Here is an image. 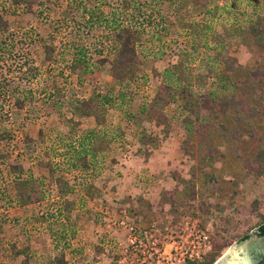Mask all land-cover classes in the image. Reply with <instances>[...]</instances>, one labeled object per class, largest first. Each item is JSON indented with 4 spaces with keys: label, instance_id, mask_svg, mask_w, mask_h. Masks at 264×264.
Masks as SVG:
<instances>
[{
    "label": "rangeland",
    "instance_id": "rangeland-1",
    "mask_svg": "<svg viewBox=\"0 0 264 264\" xmlns=\"http://www.w3.org/2000/svg\"><path fill=\"white\" fill-rule=\"evenodd\" d=\"M122 1L0 0V264H149L133 254L123 221L149 232L161 264L176 263L197 232L212 249L196 263L218 264L264 223V39L250 33L251 22L264 21V0L185 10L182 0H132L136 16L116 11ZM87 7L105 8L104 20ZM114 23L140 33L138 84H118L102 66L117 57L105 37ZM191 26L205 36L201 47L192 46ZM182 54L184 87L195 98L238 89L246 121L211 116L200 131L186 122L180 89L177 104L157 110L159 125L150 105ZM85 55L90 77L75 68ZM225 56L256 73L254 87L227 81ZM95 93L114 99L102 125L77 110Z\"/></svg>",
    "mask_w": 264,
    "mask_h": 264
},
{
    "label": "trees",
    "instance_id": "trees-1",
    "mask_svg": "<svg viewBox=\"0 0 264 264\" xmlns=\"http://www.w3.org/2000/svg\"><path fill=\"white\" fill-rule=\"evenodd\" d=\"M196 5H201V6H208L209 3H215L217 0H192ZM122 5L117 6V11L118 13L122 11L123 13L129 12L133 13V15H136V8H134L132 0H124L122 1ZM183 8V7H182ZM181 8V10H182ZM105 8H94L93 11H89L88 7L85 8L84 11L87 13H91L93 19L98 18L99 16L105 17V12L103 11ZM120 10V11H119ZM180 13V12H179ZM99 15V16H98ZM98 16V17H97ZM100 18V17H99ZM183 17L180 16V19ZM258 18V17H257ZM100 20H104L103 18H100ZM252 23V28L250 29V33H253L255 38L257 40H261L259 42L260 44L262 43V40L264 39V21L262 19H257ZM0 32H7V27H6V22L0 17ZM193 34V44L192 46L194 48H197V46L201 47L203 45L205 36L203 33L200 31L198 26L192 27ZM203 35V36H202ZM106 38H111L114 40L116 43L115 45L117 46V57L111 61L112 64V78L114 81H116L118 84H127V85H133V84H138L140 81V70L139 66L142 63V60L140 58L137 44L138 40L141 38L140 33L136 31L132 26H125L123 24L116 25L114 29H112L110 36H105ZM203 41V42H202ZM185 49V48H183ZM49 54V50H47ZM85 55L83 58H79L78 64L75 66L77 67H83L84 70L86 71V75L90 77V75L93 73V62L90 61V58L86 57ZM182 60L180 61L179 66L181 68L178 69V71L171 72V79L167 80L164 82L160 88L159 92L157 93V96L155 97L153 103L150 105V114L152 117H155L158 119L159 125H161L160 118L156 116L157 110L158 109H165L168 106H171L172 104H177L179 102L180 96V89H182V92L184 93V98L183 100L186 101L185 104V111L188 113V118L186 119L187 123H199L201 125V130L203 128H206L210 126V123H207L205 119H209L211 116H215L216 119L220 117L221 115H237L234 116L235 124H238V122L243 123L246 121V117H242L239 114V108H241L242 102H244V99L240 98L238 92V89L230 90L228 87H222L216 90H206L202 94H200L198 97H194L193 93L190 92L189 89L184 87L183 83V77H184V72H183V65L185 64L186 61V56L182 54ZM48 58H50V55H48ZM226 66H227V73L229 75L228 77V82L232 81L233 78H237V84L240 86H243L244 88L247 87H254L252 86L251 83L255 82L254 78L257 76L256 73L247 71L244 67L241 66V64L234 58H230L228 56L224 57ZM109 60L103 59L102 64L108 62ZM100 63V64H101ZM177 68V67H176ZM247 77L248 82H243L242 78ZM236 85V84H234ZM137 86V85H136ZM224 90H227L224 92ZM236 90V92H235ZM254 90V88H253ZM251 91V89H250ZM252 92V91H251ZM125 95V94H123ZM222 100H225V102H221ZM234 101L235 105L233 104L230 106V102ZM114 102V99L110 97L108 94L103 95V94H96L93 95L90 99L88 100H83L78 104L77 110L79 112L84 113L85 115H94L97 116V121L99 124L102 125V123L105 121V118L103 117L102 113H106L109 109V105L112 106ZM245 104V103H244ZM243 104V107H244ZM20 106L23 105V102H20ZM108 107V108H107ZM114 107V106H113ZM235 108L234 110L231 108ZM254 108H250L248 110V113H251L250 115L255 116L256 113L253 110ZM191 115L197 116V118L192 119ZM203 115V117H202ZM225 128L224 126H222ZM97 151L98 148L94 147V151ZM261 154H264V151L261 152ZM88 155H84L81 159L83 162V165L88 168L89 167V157ZM59 182H61V185L63 186L64 181L62 179H58ZM21 197L23 194H20ZM258 231L260 232L261 236L264 237V223L259 226ZM245 240L249 239V236H246L244 238ZM213 258L210 259L206 264H213ZM62 264H68L66 261L62 262ZM191 264H198L196 262H191Z\"/></svg>",
    "mask_w": 264,
    "mask_h": 264
},
{
    "label": "built area",
    "instance_id": "built-area-1",
    "mask_svg": "<svg viewBox=\"0 0 264 264\" xmlns=\"http://www.w3.org/2000/svg\"><path fill=\"white\" fill-rule=\"evenodd\" d=\"M115 225L117 224L115 223ZM123 226L128 232L127 238L129 241V245L131 246V250L134 251L133 254L138 257V252H140L143 258V263L147 262L151 264L152 262L150 261H154L157 262V264H161L166 260L164 254H162L161 252V249L156 248L158 247V244L154 243L155 247H152V250H154L153 253L148 249L150 243V236L148 231L139 233L137 227L127 225L126 221L121 222L118 228H121ZM190 239L192 241L190 242L189 248L179 258H175L176 263L174 264H186L188 261H199L211 251V240L207 234H199L197 232V234L191 236Z\"/></svg>",
    "mask_w": 264,
    "mask_h": 264
},
{
    "label": "water",
    "instance_id": "water-1",
    "mask_svg": "<svg viewBox=\"0 0 264 264\" xmlns=\"http://www.w3.org/2000/svg\"><path fill=\"white\" fill-rule=\"evenodd\" d=\"M249 239H256L258 236V229L248 235ZM249 239H241L218 264H249L246 257L250 249L253 248L252 242ZM260 244H264V237L258 238ZM250 242V243H249ZM264 258V256H262Z\"/></svg>",
    "mask_w": 264,
    "mask_h": 264
},
{
    "label": "crops",
    "instance_id": "crops-1",
    "mask_svg": "<svg viewBox=\"0 0 264 264\" xmlns=\"http://www.w3.org/2000/svg\"><path fill=\"white\" fill-rule=\"evenodd\" d=\"M174 2H175V0H174ZM182 2H183V5L180 6L179 9H181L182 7H184V10H185V9H187L190 5H191V6H194V7H196V8H199V9L202 8L201 5H196V3H194L192 0H182ZM167 10H169V9H168V8H167L166 10L164 9L165 12H167ZM196 10H197V9H196ZM111 11H112V10H111ZM116 11H117V9H116ZM129 12H130V11H129ZM129 12H126V13L128 14ZM165 12H164V13H165ZM131 13H132V11H131ZM168 13H170L171 15H174L173 13H175V12H173V11H172V12H167V14H168ZM189 13H190V14L193 13V11H191L190 8H189ZM167 14H166V15H167ZM175 14H176V13H175ZM115 15H116L115 12H113V13L110 12V18H111V17L114 18ZM134 16H136V15H134ZM174 16H177V15H174ZM178 17H180V16H179V13H178ZM113 18H112V19H113ZM98 20H99V21H102V20H100V18H98ZM115 27H116V24L114 23L113 26H111V27L109 28V32L111 33L112 29H114ZM188 30L191 32V31H192V26L189 27ZM110 33H109V35H110ZM192 34H193V33H192ZM110 39H111V42H113L114 44H116V43L114 42V40L112 39V37H111ZM107 63H109V64L111 65V70H112L111 60L108 61V62H106V63H103L102 66H104V65L107 64ZM110 86H112V85H110ZM89 229H90V228H89ZM81 233H84V234H81ZM85 233H88V234H89L90 231L87 230V231H85V232H84V231H83V232H79V234L82 235V239H83V241L87 238V234H85ZM110 239L113 241V239H115V237H114V236H113V237L111 236ZM84 242H85V241H84Z\"/></svg>",
    "mask_w": 264,
    "mask_h": 264
},
{
    "label": "flooded vegetation",
    "instance_id": "flooded-vegetation-1",
    "mask_svg": "<svg viewBox=\"0 0 264 264\" xmlns=\"http://www.w3.org/2000/svg\"><path fill=\"white\" fill-rule=\"evenodd\" d=\"M261 236L258 231V236L256 239L250 238L249 241L252 242L253 248L250 249L248 256L246 257L249 264H264V244H260L259 239ZM249 242V243H250Z\"/></svg>",
    "mask_w": 264,
    "mask_h": 264
}]
</instances>
